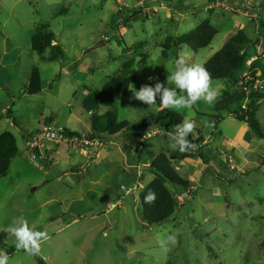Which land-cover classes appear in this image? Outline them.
<instances>
[{
    "label": "rangeland",
    "instance_id": "rangeland-1",
    "mask_svg": "<svg viewBox=\"0 0 264 264\" xmlns=\"http://www.w3.org/2000/svg\"><path fill=\"white\" fill-rule=\"evenodd\" d=\"M254 1L249 9L244 0H0V132H12L20 149L0 177V264H264V139L215 109L223 90L235 89L232 81L193 82L162 106L141 96L150 85L178 88L239 30L256 43L250 53L264 54V0ZM206 21L218 31L209 46H173ZM49 30L63 59L43 60L32 49L34 35ZM129 61L136 73L127 91L87 111L85 96L124 74ZM34 67L42 88L29 94ZM247 72H238L239 81ZM163 107L178 114L180 129L203 131L196 150L207 158L155 127L143 138L105 131L98 153L41 139L43 158L31 159L30 142L49 119L97 139L95 113L132 123ZM257 117L264 129V100ZM133 141L143 145L140 157ZM67 144L80 153L74 164ZM161 153L178 156L173 167L190 186L167 182L178 206L168 222L150 227L140 194Z\"/></svg>",
    "mask_w": 264,
    "mask_h": 264
},
{
    "label": "trees",
    "instance_id": "trees-1",
    "mask_svg": "<svg viewBox=\"0 0 264 264\" xmlns=\"http://www.w3.org/2000/svg\"><path fill=\"white\" fill-rule=\"evenodd\" d=\"M217 33L216 27L206 21L196 30L175 39L173 46L179 49L186 45L192 50L198 51L209 46ZM31 46L43 60L54 61L63 59L65 56L63 48L56 41L54 32L50 30L44 34L36 33L32 38ZM255 46L256 43L243 30H239L203 66L192 67L190 75L184 79L178 88L150 85L143 91L141 96L147 104L162 106L175 93L186 92L193 82L229 79L235 89H224L216 101L215 109L219 112H230L234 118L246 123L259 138L264 139V129L257 117L261 101L264 100V88L251 92L248 90L249 85H253L257 81L264 82V54L255 53V51L250 53L253 49H256ZM251 57H255V59L248 65V59ZM129 63L130 61L125 63L127 68L124 74L112 78L102 90L90 91L85 96L83 107L87 111L98 109L101 105L118 99L123 92L127 91L132 81L130 78L132 75L130 74L136 73L135 69L132 68L133 63ZM248 68L250 72H247L246 77L239 81L238 72ZM41 88L40 70L38 67H34L27 92L38 94ZM235 105H239L236 110L234 109ZM5 114L15 123L13 111L9 110ZM1 115L2 106L0 105V117ZM100 118L104 120L103 123L105 124L103 126L98 123ZM47 122H52V119ZM179 124L178 114L170 108L163 107L157 114H151L141 121L132 123L128 120L118 122L115 112L102 116L95 113L92 120V129L97 138H101L100 135L105 131L113 135L125 129H131L138 137H142L141 133L160 127L167 133L174 134L177 137L178 145L183 147L185 152L189 151L192 156L207 158V153L196 150L201 148L205 142L203 131L200 128L185 131L179 128ZM65 130V136L69 139L76 136L81 137V133L77 131L67 128ZM19 153L20 149L16 136L12 132H0V177L7 174L11 160ZM177 158V155L170 156L161 153L151 164V171L155 177L140 194L143 205V218L150 227L168 222L178 206V200L168 188L167 182L185 189L190 186V183L181 177L173 167V161ZM7 250L10 253L15 249L11 247ZM38 261L39 264H45L41 258Z\"/></svg>",
    "mask_w": 264,
    "mask_h": 264
},
{
    "label": "built area",
    "instance_id": "built-area-1",
    "mask_svg": "<svg viewBox=\"0 0 264 264\" xmlns=\"http://www.w3.org/2000/svg\"><path fill=\"white\" fill-rule=\"evenodd\" d=\"M254 0H244L243 5H245L249 9H253L255 6ZM256 14L258 15L259 9H255ZM252 61L255 59V57H251ZM251 61V62H252ZM264 88V82L257 81L253 85H249L248 90L251 91H257L259 89ZM65 127H59L55 123L51 122L44 126L43 130L37 134V137L30 142V154L31 159L34 161H39L43 156L41 155V148L42 144H40L41 139L44 140H52L55 142H59L62 139L75 141L77 143H81V145L86 148L88 151H92L93 153H98V151L105 145L103 140L101 138H91L90 136H87L86 134H81L80 136H76L73 139H69L65 136Z\"/></svg>",
    "mask_w": 264,
    "mask_h": 264
},
{
    "label": "crops",
    "instance_id": "crops-1",
    "mask_svg": "<svg viewBox=\"0 0 264 264\" xmlns=\"http://www.w3.org/2000/svg\"><path fill=\"white\" fill-rule=\"evenodd\" d=\"M226 40H227V38L222 42V46L225 44V42H226ZM206 140V139H205ZM143 141V139H141V142ZM132 144H134L133 146L135 147V150H136V152H138L137 153V156H139L140 157V155H142L143 153H145V151H144V149H143V145H139L138 146V148L136 149V145H137V143L136 142H132ZM66 148L67 149H70V152H72V160H74V162H72V164H74L75 162H76V160H78V158H79V156H80V153H79V151H77V149L76 150H74V149H72V148H70L69 146H68V144L66 145ZM75 152H77V155L76 156H74V153ZM208 155V154H207ZM74 157H76V158H74Z\"/></svg>",
    "mask_w": 264,
    "mask_h": 264
}]
</instances>
